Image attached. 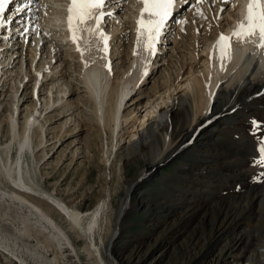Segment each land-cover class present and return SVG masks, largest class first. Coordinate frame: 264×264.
Masks as SVG:
<instances>
[{
    "label": "bare ground",
    "instance_id": "6f19581e",
    "mask_svg": "<svg viewBox=\"0 0 264 264\" xmlns=\"http://www.w3.org/2000/svg\"><path fill=\"white\" fill-rule=\"evenodd\" d=\"M29 1L30 0H27V2ZM58 1H60L59 4H57ZM108 1L110 0H107V2ZM133 1L134 0H131L132 10L129 9V6H126L129 12L123 13L120 18L130 17L132 15L134 25H136L134 28L135 31H137L136 21L140 18L142 6L138 4L137 1H135V3H133ZM24 2H26V0H19L15 5L19 4L21 6ZM41 2L39 12L34 9V3H31L24 8L23 14H14L15 16L12 24L7 27L6 30L11 31L14 29L12 31H16L18 35L22 33V36H24L25 32L27 36H30L31 33L34 32L33 37L37 38V41H39V34L46 33L49 30L47 31L48 26L39 27L40 21H38L39 23L36 25V19L38 18L36 16L41 15V11L46 14L47 11L44 9L49 8V10L53 12L55 7L58 9L62 8L59 11L61 12L69 5V0H48L50 5H46V0H42ZM227 3L224 5L223 2V5L226 6ZM230 3L232 4H229V7L233 6L234 8L239 4V17H237L238 21L233 30L229 27V30L225 29L223 32V35L229 37L232 36L237 24L244 20L246 14V7L242 4L241 0H231ZM17 6L18 5L15 7ZM102 11H104V9H102ZM218 11L219 10H217V12ZM56 12L54 14L52 13L54 17L50 16L52 19L47 18L45 21L52 24L53 20H58L59 26L57 25L58 23H53L52 25H55L54 27L57 25L60 28H63V26L65 27L66 24L63 22L62 17L59 16L58 18ZM10 15H12V11ZM44 16L41 15L39 18L44 20ZM145 18L148 19L149 17L145 14L144 19ZM5 19H7V17ZM94 23L95 21L90 19L87 21L86 25L87 27H91ZM101 23H103V21H101ZM101 23L99 25V30L105 33V31L101 29ZM27 24V31L23 32ZM112 32L113 30H111L110 33L112 34ZM124 32L119 34L118 41L121 42V40H123L122 38L125 36ZM64 33V37L77 51V44H74L70 39V34L66 31ZM78 34L81 37L78 41L81 51H77V56L79 60L81 59L85 64L82 63L83 69L80 75H83V83L92 100V112L97 119L94 120L100 123L104 121L103 124L107 123V126L109 125L108 132L110 133L111 146L110 149L107 148L104 151L106 160L110 161L112 148L114 150L118 148L117 150L120 151L123 166L128 161V163L134 161L136 157H143L140 168L136 173L137 178L133 181L132 186H137L144 181V179L149 178L153 172L157 171L160 165L164 163L165 159H167L166 157L174 156L180 149H185L187 152L191 147H195V145H191L189 142L192 138H200L208 134L212 135V128L217 127L218 129V125H220L216 124L220 114L225 113L223 116L229 117L231 124L221 128V137L226 139L224 140L223 138L224 141L220 142L218 139L221 137H218V143H214L215 145H210L209 142L208 144L203 142L202 145H205V149H201V147L198 146L196 152L195 150L193 151L194 153L190 152L191 158L186 160V163H188L185 169V172H187L186 183L183 184V182L179 186L176 185L174 189L177 190L173 193L171 192V194L168 195V200L163 202L167 207V209L165 208L167 210L166 212L158 211L151 217V221L153 220L154 225H158L157 229L160 228L161 234L165 235L171 228V226L167 224L169 222L168 220L173 218L176 219V222L177 220L185 221L188 217V214L186 215L188 212L184 215H181V213H183V208H189V217L195 218L198 221L196 222L195 231L191 234V248L187 250L186 247H183L184 249L186 248L187 251L185 252H188V256L184 257L186 260H183L184 262L182 264H189V262L196 264L200 259L201 261H203L202 259L205 261H203L204 263L202 264H225V258L232 257L238 253L237 251H241V248H237V239L241 238V236H239V234H234L233 237L226 235V231L229 228L228 225L235 224L237 226L245 217H250V222L253 223H255V219H257V227L260 225V222H264V164L258 163L256 160L257 157H260L264 161V50L256 47L258 39L256 37H251L242 43L237 38H232L230 40V45L234 47H231L230 59H221V54L216 47V42L221 35L220 31V35L215 38L213 46L209 47V49L213 48L210 57L202 55L198 61L193 63L189 68H186L188 70L186 73H183L181 81H179L174 88L170 89L172 86H165L164 91H156L158 94L157 96L156 94H150L146 99L144 98V101L139 102V105L135 103L136 107L134 109L126 110V106L129 104V101L132 100L131 95L135 87L138 83L141 84L145 79H148L147 77L153 71L150 65L152 53L145 51L144 39L142 38L138 42L137 37L132 38L134 44L131 47V52L134 61H131L126 77L122 78L125 84L121 86L120 82V88L116 84L115 87L111 89L112 92L108 104L107 92L109 91L106 89L108 74L105 67L101 64L104 63V58H106L105 63L108 61L110 62V60L107 59L109 54L106 55L107 53L102 51L104 46L97 38L96 33L91 35L87 33V35L82 36L80 31ZM18 35L16 37H18ZM6 37L4 33L0 34V45L3 47H1L2 50L4 49L0 54V63L4 64L7 60L9 61L8 65L12 66L11 63H13L15 59L14 57V59L12 58L13 53L10 55H6L5 53V55H3V52H9V45H7L9 39H6ZM62 43L63 42H61V44ZM49 44L50 47L53 46H51L52 43L50 41ZM156 47H158V45H156ZM247 48H250L252 52H258V56L251 55L245 63L239 66L241 54H245ZM109 49L110 44H108V50ZM59 50L61 51L60 48ZM56 52V55L50 52L48 61L43 62L40 68V71L42 69L45 70L46 76L51 74L50 80L51 83H53L52 85L55 84L53 81H57L59 78L61 79L64 74L65 67L62 68L61 65L65 60L63 62H61V60L70 56L67 52L63 58L61 52ZM81 52H83V55H81ZM66 54H68V56H66ZM1 56L4 57L1 58ZM53 56L56 62L50 68L49 63ZM1 70L2 67H0V72ZM145 71L147 75H142ZM2 75L3 74H0V80L2 79ZM6 79L7 78H5V80ZM5 80H3V85L6 82ZM41 83L42 79L39 85H37L38 88H41V85L44 84ZM57 83L58 82H56V84ZM221 83H225L227 88L222 87ZM68 84H59V88L56 91L64 95L66 93L67 96L68 94L71 95L76 89ZM177 88L179 91L176 93ZM12 91L16 90L12 89ZM57 96L61 98L59 94ZM58 97H56L57 103L59 100ZM106 103L108 104L106 105L107 108L105 106ZM252 105L259 107V111H250L246 109ZM63 106L65 107L66 105L62 104V107ZM143 107L145 108L146 114L144 116H141V114L137 116L135 110ZM235 108L239 109L238 111L236 109L238 116L240 113L247 112V115L243 116L251 124L248 127H254L253 132H247L245 134L242 127L244 126V128H246V126L243 125V123L235 122L237 120L235 118L237 112L234 111L229 114ZM248 112L250 113L248 114ZM37 118L33 116L29 118L30 120L26 119L23 123L24 127L20 130L18 136L15 134V121L13 115L11 114L10 119L8 121L6 119L5 121L7 139L10 140V143L13 138L16 139L17 142V158L16 161L12 163V161L10 162L9 160H6L7 162H2L0 157V177L8 179L14 188L7 190V192L0 190V246L20 264H82L71 238L66 234L60 224L53 219L48 210L49 208H43L40 199L34 198L30 192L27 193L28 189H33L32 186L34 183H31L32 179L29 177L26 179L27 173L26 170H23V162L20 159L22 151L32 147V137H30V135H33L31 131ZM211 119H213V121ZM126 124L130 125L128 128L131 130L127 132L128 141L126 140L124 143H121L123 135L120 133L122 131V126L125 125L126 127ZM136 124H138L137 127H135ZM178 125L179 133L173 136L174 131L178 129ZM134 127L135 131H132ZM255 132L257 134L256 139H254ZM15 135L17 138H15ZM241 136H243V138L239 140ZM39 142L42 143L41 141ZM10 143L4 146L3 149L5 152L10 148ZM172 150L174 152L171 153ZM175 150L178 151L175 152ZM252 154L253 156L250 157ZM206 159L210 160V162H204ZM25 165L27 166L26 163ZM192 167H194V169ZM23 171L25 172V176L22 173ZM223 171L226 173L222 174ZM214 176H216L218 180H216ZM229 177L233 178L234 183H232V185L226 184L230 179L226 182L223 180ZM21 189H26L27 191L25 190L24 192ZM130 190L132 189L126 190L125 198L119 199V204L116 208V220L114 219L117 226L122 221L121 217L123 218L125 216L123 212H125L126 207L133 205L130 203V198L128 197ZM41 193L47 199L50 208H55L61 212L60 216L63 217V220L68 222L69 229L73 230L76 235H80L86 239L84 240L82 251L86 253L87 258L91 260L93 264H121L110 255L111 252H109L110 249H108V247L111 243H108L109 240L105 243L106 241L100 236L99 242L102 248L99 247L97 241H95L96 237L99 236V230H101V224H99V222H106L107 225H109L108 229H110L112 224L111 220L109 218L107 219L106 215H104V206L106 204L104 200L90 212H82L70 209L63 202L46 192L44 193L41 191ZM198 195H202L204 201L202 204L198 201ZM33 201L36 204H34ZM138 206L141 207V209L147 208L146 203L139 202ZM176 211L180 212L181 216H177L178 212ZM83 217H87V219ZM83 219H86V222ZM116 225L112 230L110 238L115 237V235L118 236ZM224 235L226 236L223 237ZM221 238L224 239L220 241ZM213 244L217 245L216 250H213ZM142 249L143 252L141 251L142 253L137 256L136 262L147 260L152 253L153 246L149 241H146L145 244L143 243ZM258 250L259 248L249 253L244 251L246 254L242 259L244 261H252L249 258L254 257ZM171 252L181 254L182 251L175 247ZM260 255H262V253H260ZM176 256L177 255H173V257ZM249 264H252V262Z\"/></svg>",
    "mask_w": 264,
    "mask_h": 264
},
{
    "label": "rangeland",
    "instance_id": "374dc122",
    "mask_svg": "<svg viewBox=\"0 0 264 264\" xmlns=\"http://www.w3.org/2000/svg\"><path fill=\"white\" fill-rule=\"evenodd\" d=\"M135 1L136 0H134L133 3H135ZM222 1L223 0H204L203 3L198 5L197 0H186L183 3L180 8L181 10L177 12L173 20H171V26H173L166 32V36L162 38L165 44H159L161 47L158 49V52L150 58V65L153 70L152 73L147 77L148 79H145L141 84L138 83L135 87L131 95L132 100L129 101V104L126 106V110L134 109L136 107L135 103L139 105V102L144 101L150 94H156L157 96L158 94L156 91H164L165 86H172L170 89L174 88V86L181 81L183 73H186L188 70L186 68H189L193 63L198 61L202 55L210 57L213 48L209 49V47L213 46V42L215 38L220 35V31H222L224 27L226 30L229 27L232 28L231 25H235L238 19V7L233 8L226 5L223 8ZM230 1L231 0H229L227 4H232ZM110 2L113 4V11H109L111 15L105 13V18L102 20L103 23H101V29L105 32L108 31L111 39V41L109 39L110 49L106 54H109L107 59H109L110 62L108 61L105 63L106 58H104V63L102 62L103 64H101L105 67L108 74V81L106 80V89L110 92H107L108 99L106 97L108 104L112 92L111 89L115 87L116 84L120 88V82L121 86L125 84L122 78L126 77L131 61H134L131 52V47L134 44L132 38L137 37L135 36L137 35V31H135L134 28L136 25H134L132 15L130 17L120 18L123 13H126L129 9L132 10L131 0H110ZM59 3L60 1L57 2V4ZM46 5H50L47 0ZM126 6H129V9ZM33 7L38 12L40 11L39 3H34ZM57 9L56 7L55 10L52 9L53 12L50 11L49 8L44 9L47 11L46 14L41 11V15H45L43 18L44 20L39 18L41 15L36 16L38 17L36 19V25L39 23L38 21H40L38 26H48L47 31H50L39 34V41H37V38L33 37L34 32L31 33L30 31L31 35L27 36L24 28V36H22L21 33L16 37L17 33L15 31V35H12V38H10L7 44L10 46H8L9 52H3V55H5V53L6 55L13 53L12 58L14 57L15 59L13 58L14 61L11 63L12 66L8 65L9 61L7 60L4 64L0 63V67H2L0 74L4 75L1 76L2 79L0 80V157L2 162H7L6 160H9L14 163L17 158L16 139H11V143L9 142L10 140L7 139L5 130L6 119L8 121L11 114L13 115L15 121V134L18 136V133H20V130L24 127L23 123L26 119L30 120L29 118L33 116L36 118L38 117L32 127L33 129L31 132H33V135H30V137H32V147L22 151L20 159L23 162V170H26L27 173L26 179L29 177L32 179L31 183H34L32 186L34 190H25L27 193L30 192L34 198L40 199L43 208H49L48 210L53 219L60 224L66 234L71 238L73 246L78 256H80L81 263L93 264L91 260L87 258L86 253L82 251L84 240L86 239L80 235H76L73 230L69 229L68 222L63 220V217L60 216L61 212L55 208H50L47 199L42 195L41 191L55 197L70 209L82 212H90L104 200L108 205L105 204L104 206V215H106L107 219L109 218L111 220L112 224L110 229H108L109 225H107L106 222H99V224H101V230H99V236L96 237L95 241H97V245L102 248L99 242L100 236L106 241L105 243L109 240L108 243H111L108 247V249H110L109 252H111L110 255L119 263L182 264L186 260L184 257L188 256V252L186 253L185 251L191 248V234L195 231L196 222L198 220L189 217V208H183V213H181V215L188 212L186 213L188 217L185 221L177 220V222L176 219H169L167 224L170 225L172 229L170 228L169 232L167 231L165 235H163L159 230L160 228L157 229V224H155V227L153 220L151 221V217L155 212H166L167 207L163 202L168 200V195L171 194V192L173 193L177 190L174 189L176 185L179 186L183 182V184L186 183L187 172H185V169L188 165L186 160L191 158L190 154L194 153V150L196 152L198 146H200L201 149H205V145H202L203 142L207 144L209 142L210 145H215L214 143L217 144L218 140L222 142L226 139L221 137V128L231 124L229 117L223 116L225 113L220 114L216 122L217 125H220H218V129L217 127L212 128V135L208 134L200 138H192L189 142L191 145H195V147H191L187 152L185 149H180L179 151L175 150V152H178L174 156L166 157L167 159H165L164 163L161 164L159 169L153 172L149 178L144 179V181L137 186H132L133 181L137 178L136 173L140 168L143 157H136L134 161L130 163H128V161L123 166L120 151L117 150L118 148L116 150L112 148L110 161L106 160L104 151L107 148L110 149L111 146L110 133L108 132L109 125L107 126V123L103 124L104 121L102 123L95 121L97 119L92 112V100L83 83V75H80L82 74L84 63L81 59L79 60L76 48L72 44L70 45L69 41L64 37V30L58 27L59 21H52V24L58 23L56 27L48 21V23L45 21L47 18L52 19V17H54L52 13L54 14L56 11L59 12L61 10ZM197 10L202 12L203 15H198ZM217 10L219 11L217 12ZM58 12L56 13L59 16L60 12ZM111 30H113L112 34L110 33ZM122 32L125 33V36L122 38L123 40H121V42H123L121 43L118 41V36ZM49 41L52 43V47H50ZM61 42L63 43L61 44ZM1 47L0 45V54L4 51V49L2 50L3 47ZM56 51L61 52L63 58L67 52L70 56L61 60V62L65 60L61 65L62 68L65 67L64 74L61 79L59 78L57 81H53L55 84L52 85L53 83H51L50 80L51 74L46 76L45 70L42 69L40 71V68L43 62L48 61L50 52L56 55ZM66 56H68V54H66ZM3 57L1 56V58ZM51 59L52 64L50 61V68L56 62L54 61V56ZM5 78L7 79L5 80ZM41 79L44 84L41 85L39 89L37 85H39ZM3 80L6 81L4 85ZM56 82L58 83L56 84ZM65 82L76 89L71 95L68 94L67 96L66 93L64 95L56 91L59 88V84H66ZM221 86L227 88L225 83H221ZM12 89L16 91H12ZM178 91L179 89L177 88L176 93ZM58 94L61 98L57 96ZM56 97L59 98L58 103L56 102ZM107 103L105 106L108 105ZM62 104L66 106L62 107ZM236 109L237 111L239 110L235 108L229 114L236 111ZM246 109L250 111H259V107L253 105ZM135 113L137 116L140 114L144 116L146 114L145 108L136 109ZM249 113L250 112H248V114ZM243 115H247V112L240 113L239 116L237 112L235 116L237 120H233L237 123H243V125L246 126V128H244V126L242 127L245 134L247 132H253L254 127H248L251 124ZM211 120L213 121V119ZM137 125L138 124H136L135 127H137ZM129 126L130 125L127 124L126 127L125 125L122 126V131L120 133L123 135L121 143H124L126 140L128 141L127 132L131 130L128 128ZM135 127L132 131H135ZM177 128L173 136L179 133V125ZM256 135L255 132L254 139H256ZM17 136L15 138H17ZM218 137L221 138L217 140ZM242 138L243 136H241L239 140ZM9 143L10 148L5 152L3 148ZM172 152L174 151L172 150L171 153ZM253 154L250 155V157H252ZM256 160L258 163L264 164L263 159L260 157H257ZM204 162L208 163L210 160L206 159ZM192 168L194 169V167ZM22 173L23 175L25 174L24 171ZM224 173L226 172L223 171L222 174ZM214 178L218 180L216 176H214ZM228 179L230 180L227 181ZM223 180L225 182L227 181L226 184L228 183L229 185L234 183L233 178L230 177L224 178ZM12 188L13 186L8 179L0 177V190L7 192V190H11ZM130 188L132 190H130L128 197L130 198V203L133 205L126 207L125 212H123L125 216L123 215L124 217H121L122 221L119 223L118 227L114 222L117 215L116 208L119 204V199L125 198L126 190ZM21 190L25 192V190ZM197 198L199 203L202 204L204 202L202 195H198ZM139 202L146 203L147 208L141 209V207L138 206ZM33 203L36 204L34 201ZM181 215L180 212H178L177 216ZM83 218L87 219V217ZM249 218L250 217H245L242 219L243 222H239L237 226L235 224L228 225L229 228L226 231V235L233 237L234 234H239V236H241V238L237 239V248H241V251H237L238 253L232 257L225 258V264H249L250 262H252V264H264V222H260V225L257 227V219H255L257 222L255 221V223H253L250 222L251 220ZM86 219L83 220L86 222ZM115 225L117 226L116 230H118V236L115 235V237L110 238ZM223 239L224 238H221L220 241ZM146 241H149L153 246L152 253L147 260L136 262L137 256L143 252V243L145 244ZM213 245V250H216L217 245ZM175 247L181 249V254L171 252ZM183 247H186L187 250ZM1 248L0 246V264H20L15 258H12L10 254H7V252L4 251L5 249ZM258 248L259 252L257 251L254 257L249 258L252 261H244L242 259L246 253ZM244 251H246V253ZM260 253H262V255H260ZM173 255L177 256L173 257ZM202 260L204 261V259ZM203 261L200 259L198 261L199 263L197 262L196 264H202L205 262ZM189 264H192V262H189Z\"/></svg>",
    "mask_w": 264,
    "mask_h": 264
},
{
    "label": "snow or ice",
    "instance_id": "6c2138e0",
    "mask_svg": "<svg viewBox=\"0 0 264 264\" xmlns=\"http://www.w3.org/2000/svg\"><path fill=\"white\" fill-rule=\"evenodd\" d=\"M143 5L140 11V18L137 19V41L144 39V49L146 52H151L153 55L156 51V45L162 35L165 23L172 15L176 0H139ZM204 0H197V4L203 3ZM227 3L228 0H223ZM10 0H0V14H3L8 7ZM107 0H69L67 8V30L70 34V39L74 44H77V51H81L78 41L81 39L79 32L81 26L85 25L88 20H94L95 23L91 27L84 28L89 35L96 33L97 38L102 41L105 53L108 51V40L110 39L103 31L99 30V25L105 17L104 9ZM23 7L17 9V12H23ZM111 15V13H107ZM145 14L149 17L144 19ZM198 15H203L197 10ZM6 23H11L6 19L0 20V27ZM27 31V29H24ZM258 38L256 47L264 50V0H248L246 14L244 20L237 24L232 36L221 34L216 42V47L221 54V59H230L231 45L230 40L237 38L240 42H244L248 38ZM135 54V52H134ZM83 55V52H81ZM142 75H147L145 71ZM255 123V122H253Z\"/></svg>",
    "mask_w": 264,
    "mask_h": 264
}]
</instances>
